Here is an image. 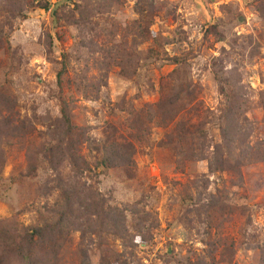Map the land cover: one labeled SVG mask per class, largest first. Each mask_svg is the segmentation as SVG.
Returning a JSON list of instances; mask_svg holds the SVG:
<instances>
[{
  "label": "rangeland",
  "instance_id": "374dc122",
  "mask_svg": "<svg viewBox=\"0 0 264 264\" xmlns=\"http://www.w3.org/2000/svg\"><path fill=\"white\" fill-rule=\"evenodd\" d=\"M44 1L49 10L38 7ZM137 1L95 7L74 24L68 0H22L20 17L0 13V96L15 100L2 115L19 121V136L1 148L0 222L11 219L12 230L24 232L39 211L56 202L66 208L68 194L77 210L75 221L68 216L74 229L41 241L47 249L32 264H264V0H151L148 30L158 55L143 56L148 41L137 48L138 58L125 62L116 57L124 36L116 24L139 17ZM57 5L66 14L58 11L55 23L50 12ZM63 54L69 68L58 88ZM172 57L186 60H166ZM174 83L191 92L174 105L208 133L201 156L188 155L173 136L175 121L165 128L167 122L149 116L167 102ZM227 87L238 93L241 113L234 154L224 158L237 167L220 172L210 160L223 142L218 120L228 109ZM56 96L68 104L77 155L91 173L77 176L67 161L53 159L63 129ZM103 145L114 153L108 170L96 166ZM100 210L114 225L123 223L125 239L108 216L107 231L97 229ZM139 231L141 242L126 241Z\"/></svg>",
  "mask_w": 264,
  "mask_h": 264
},
{
  "label": "trees",
  "instance_id": "16d2710c",
  "mask_svg": "<svg viewBox=\"0 0 264 264\" xmlns=\"http://www.w3.org/2000/svg\"><path fill=\"white\" fill-rule=\"evenodd\" d=\"M72 1L73 3V10L72 12H75L77 14V18L73 17L74 20H70L71 23L78 22L79 19H83L84 16H90V11L96 7V10L99 11L100 9H103L106 7H117L122 4V0H68ZM39 8L46 10H49V4L47 2L40 3L38 5ZM58 5L55 6V9L52 10L51 16L55 23H58L60 21V17L58 14V11H60V15H64L66 13L63 12L64 7L61 5L58 8ZM23 5L22 0H0V13L9 14L11 16L20 17L21 12L23 11ZM154 6L152 5L151 0H138L136 3V10L138 14V18L134 19L132 22L127 24L126 27H122L120 24H116L120 27V30L124 34L122 41L120 44L118 43L115 47L116 49V57H118L120 60L130 61L133 59H136L140 56V53L137 52V48L148 41L152 42V46L147 49L145 54L143 56L151 58L154 56H157V52H159L156 47L158 40L151 35V33L148 30L149 21L152 16ZM73 23V24H74ZM130 37V38H128ZM167 40L162 38V43H166ZM99 51V50H98ZM96 52L95 49H91V53ZM105 60H108L109 54L108 52L103 53ZM166 60L170 63H179L180 61H185L186 59H182L179 57H172V58H166ZM101 66L103 63L96 62ZM121 67V73H124V66L123 63L119 65ZM69 68V59L67 54L62 55V60L60 62V68L56 73V84L58 88H60L64 81L63 78L66 73H68ZM89 65L87 64L84 66V70L88 69ZM123 69V71H122ZM83 70V69H82ZM81 70V71H82ZM178 74V72H175ZM133 76L135 74L130 73ZM217 79L219 80L220 84V90L226 91L223 89V74L220 76L217 74ZM77 82L75 81L76 88L82 87V76L77 75L76 77ZM183 83H181V86H183ZM175 83L173 87H170L168 89V100L166 103L157 104L156 108L153 109L149 116L154 119L155 116H158L161 118L162 121L167 122L166 125H163L165 128L167 125L171 122H174V127L172 129L173 136L176 138V140L185 148H187L188 155L193 156L202 155L201 151L207 146L208 140H207V132L205 129H203V126L200 128V126H196L193 128L189 122V120L185 119L182 114L184 113L183 110H179L181 108L180 105L175 106L174 103L178 100H182L183 93L188 95V97H191V92H188L187 89L184 88L185 91L178 90ZM234 89V88H233ZM232 88L227 87V90H229V93H227V105L228 109L222 113V116L218 120V127H220L221 135H222V145L215 144L213 147V150L211 151V160L210 163L215 164L219 166V168H216V171L225 172V170L230 169V172L233 170H236V165L231 167L229 163H225V158L227 152L230 154H234V146L232 144V140H237V122L240 119V105L239 103V97L237 96L238 93L233 91ZM183 90V89H182ZM56 99H58L59 102V113H60V119L62 122L63 129L60 130L59 135L60 138L58 141H56V144H59L60 150L57 151V153L54 155L56 157H53V159L58 158L61 161H67V164L70 165L71 170L76 173L77 176H81L85 172L91 173L92 170L86 163L85 159L82 158V156L77 155V139H74V133L73 128L71 125V119L69 116V110H68V104L64 102L61 97L56 96ZM14 99L8 98V96L3 92L0 96V175L2 172V169L4 167V158L2 156L1 148L2 146H11V143L13 139H16L19 136V129L16 127L18 120L16 121L13 117V122L10 119V116L2 115L3 113L9 114L11 113V107L14 105ZM182 112V113H181ZM148 116V117H149ZM206 120V117L204 118V122ZM225 146V150L222 146ZM185 148V150H186ZM102 150V158L101 160H96V166L104 168V170H108L112 168V157L114 155L112 146H104L101 148ZM96 151V149H95ZM51 152H54V149H52ZM105 154V155H104ZM62 155V156H61ZM61 156V157H58ZM255 159V156L253 154L252 156ZM253 160L251 158L248 159V164H252ZM211 164V165H212ZM28 165L30 170H34L35 166L32 165V158L28 157ZM212 167V166H211ZM28 168V167H27ZM239 178V177H237ZM236 178V179H237ZM223 190V198L226 197L224 195ZM66 208L63 210H60L58 208V203L54 204L53 209L43 210L38 212V219L37 223L34 226H29L24 229V232L17 233L12 230L10 227L12 220H3L0 222V264H32L36 260V254L37 255H43V252L45 251L46 246L42 245L40 242L43 240H48L51 238L52 234H57L58 236H62L63 231H65L67 228H69L72 224V221H75V218L77 216V210L75 208H72L70 202L72 198L68 199V194L64 195ZM101 214L97 213V229L106 230L107 227L104 226L105 218L108 216L105 214L103 210H100ZM110 211V210H109ZM67 215V216H66ZM73 215L72 221L68 218V216ZM106 216V217H105ZM109 218L108 222L110 223V226L113 228L114 233L119 238H122L126 236V230L125 227L122 224H113L111 221V216H108ZM65 220L67 222L70 221V225L67 227H64L62 224V221ZM134 226V225H133ZM132 227V226H131ZM130 227V228H131ZM13 233H15V236L11 234V230ZM74 229V227H70ZM132 229H138L137 227H133ZM148 230H144L145 233H147ZM82 232V229H81ZM84 233H87V230L83 231ZM143 231H139L137 236H134L133 238L126 239L127 242H131L134 244H137L138 242H141L143 240L142 234H144ZM66 233V232H65ZM141 235V236H140ZM55 237V236H54ZM53 237V238H54ZM51 238L50 240L52 241ZM128 238V235H127ZM47 242V243H48ZM57 244H55L53 247H56ZM47 249V248H46Z\"/></svg>",
  "mask_w": 264,
  "mask_h": 264
}]
</instances>
